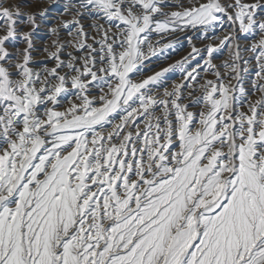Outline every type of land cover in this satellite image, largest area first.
Returning a JSON list of instances; mask_svg holds the SVG:
<instances>
[{
    "label": "snow or ice",
    "instance_id": "snow-or-ice-1",
    "mask_svg": "<svg viewBox=\"0 0 264 264\" xmlns=\"http://www.w3.org/2000/svg\"><path fill=\"white\" fill-rule=\"evenodd\" d=\"M21 7L0 3V264H264V0H67L52 67L48 9ZM189 31L219 43L144 74Z\"/></svg>",
    "mask_w": 264,
    "mask_h": 264
},
{
    "label": "bare ground",
    "instance_id": "bare-ground-1",
    "mask_svg": "<svg viewBox=\"0 0 264 264\" xmlns=\"http://www.w3.org/2000/svg\"><path fill=\"white\" fill-rule=\"evenodd\" d=\"M10 0H0V3H3L4 5L5 4H9L10 2H9ZM50 2L47 4L48 6H50L51 8L52 7H58V6H62V7H64V5H65V3H67V0H49ZM8 2V3H7ZM13 1L11 0V3H12ZM221 2L222 3H226V2H228V0H221ZM11 5H16V4H11ZM21 12H26L25 10H23V9H21ZM52 15H56V12H54V11H52L51 9L50 10H48V15H47V20L46 21H42V20H40L39 18L37 19V23L40 25V27H38V28H36L35 29V31H33V33L35 34V36L34 37H37V36H40V35H42L43 33H41V31H45L46 33H50L49 32V28L50 27H53V26H56L57 24H59V22L60 21H58V22H56L55 23V25H52V24H50L51 23V21H53V20H55V19H53V18H50L49 16H52ZM62 19H65V20H68V19H71V17L70 16H68V15H64L63 17H62ZM82 23L85 25V29L87 30V31H89V32H91L93 35L95 34L94 32H93V30L89 27V25L91 24V23H93V21L91 20V19H85V20H83L82 21ZM25 26V24H20V28L22 29V30H24L23 29V27ZM28 26V25H27ZM227 23L225 24V29H227ZM24 28H26V27H24ZM227 34V32L225 31V32H221L220 30H219V28L216 30V35H219V36H223V35H226ZM62 35H63V33H62ZM209 36H211L212 35V33H209L208 34ZM187 36H192L193 37V43L198 47V48H201V49H203L204 48V46L206 45V44H208V43H210L209 41H211V40H201V39H198L197 37H199L200 36V32H198V31H189V32H187V33H180V34H178V36L177 37H172L171 39H178L179 40V43H177L176 45H175V47L174 48H176V47H179V46H181V45H183L184 43H187L188 44V42H187V39H186V37ZM19 37V36H18ZM34 39V38H33ZM155 39V38H154ZM36 41V42H35ZM52 41V40H51ZM212 42V41H211ZM215 42V41H214ZM243 42V41H242ZM33 44H34V46H35V51L33 52V57H34V60L36 61V63H37V65L38 66H42L43 64H47V66L48 67H52L53 66V62L52 61H50L49 60V58H48V55H47V53H45L44 51H42L41 49H40V47H41V45H42V41L41 40H39V39H35L34 40V42H33ZM49 44V43H48ZM52 44V43H51ZM51 44L48 46V48L51 50ZM188 49H190V48H188ZM14 50V49H13ZM187 51V50H186ZM185 51V52H186ZM188 53L189 52H187L184 56H186V55H188ZM183 55V54H182ZM202 55H204L203 53H202ZM244 55L245 56H249V55H251L250 53H244ZM183 56V57H184ZM182 57V58H183ZM229 57V56H228ZM63 58H67L66 57V55L63 57ZM181 58V59H182ZM180 59V60H181ZM227 59H230V57L229 58H226V59H216V60H214V63H216L217 65H219L223 60H227ZM159 61H161V60H158V59H156V58H153V60L152 61H150V62H146V64H147V66H146V68L147 67H149L150 65H153V64H156V63H158ZM196 63V61L195 60H193V61H191V64H195ZM203 63V60H201V64ZM172 74H174L173 76H175V78L173 79V81H175V82H180V79H181V73H180V71H179V69H174V70H172L171 72H170V74H169V76H166V80H167V82L169 83H172L173 81H171V80H169L168 78H170L171 77V75ZM244 75V84H245V87L247 88V87H249L250 86V81L254 78V74L252 73V71H251V69H250V71H249V73H244L243 74ZM210 78H213L214 79V77H210Z\"/></svg>",
    "mask_w": 264,
    "mask_h": 264
},
{
    "label": "rangeland",
    "instance_id": "rangeland-1",
    "mask_svg": "<svg viewBox=\"0 0 264 264\" xmlns=\"http://www.w3.org/2000/svg\"><path fill=\"white\" fill-rule=\"evenodd\" d=\"M12 1L13 2L11 3V0H10L9 4L22 5L21 9L25 10L27 13H39V12L43 11L44 9H48V10L51 9L52 11L56 12V15L49 16L50 18L55 19V20L51 21L50 24L55 25L56 22L60 21L58 19V17H60V13H61L63 7L62 6H58V7H55V8L54 7L51 8L50 6L47 5L50 2L49 0H12ZM8 5L5 4L4 6H8ZM46 15H48V12L46 13ZM24 27H26V28H24ZM24 27H23L24 30H22V31H31V26L25 25ZM41 33H43V34L40 35V36H37V37H34L35 34L32 33V40H33V42H34L35 39L36 40L37 39L41 40L42 41V45H41L40 49L43 51V49L45 47H48L52 43L51 40H53L54 37L51 35V33H46L45 31H41ZM211 41H209V42L213 43V44H218L219 43L218 40H211ZM15 44L21 50L27 46L26 43L23 42L20 37L17 38V40L15 41ZM188 48H190L189 44L184 43L183 45H181L179 47H176V48H174L172 50H169L170 51V58L169 59L161 60L158 63L150 65L147 68L145 67L144 68V74L145 75H150V74H152L155 71H159L163 67H167L169 64H174L176 61L180 60L187 52L191 51V48L190 49H188ZM216 55L217 54L214 53V56H216ZM228 56H229V54H228L227 50H223L220 53V55L217 56L216 59H226V58H229ZM169 74H170V72L167 73L166 76H169ZM173 75L174 74H172L171 77L168 78V79L173 81V79L175 78V76H173ZM210 77L211 76H208V78H210ZM169 84H171V83L169 82Z\"/></svg>",
    "mask_w": 264,
    "mask_h": 264
}]
</instances>
